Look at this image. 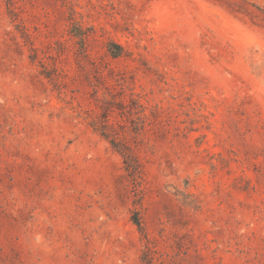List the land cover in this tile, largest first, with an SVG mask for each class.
I'll list each match as a JSON object with an SVG mask.
<instances>
[{
    "label": "rangeland",
    "instance_id": "1",
    "mask_svg": "<svg viewBox=\"0 0 264 264\" xmlns=\"http://www.w3.org/2000/svg\"><path fill=\"white\" fill-rule=\"evenodd\" d=\"M0 264H264V0H0Z\"/></svg>",
    "mask_w": 264,
    "mask_h": 264
}]
</instances>
